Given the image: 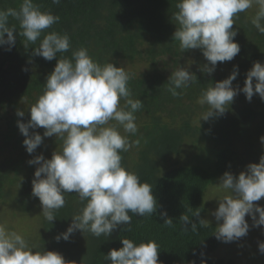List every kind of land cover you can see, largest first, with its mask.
Segmentation results:
<instances>
[{"label":"trees","instance_id":"obj_1","mask_svg":"<svg viewBox=\"0 0 264 264\" xmlns=\"http://www.w3.org/2000/svg\"><path fill=\"white\" fill-rule=\"evenodd\" d=\"M21 2L0 0V9H19ZM177 2L61 0L53 4L52 0H34L41 11L60 17L47 31L70 37L71 49L58 54V59L85 48L100 65L113 63L128 73L132 98L140 99L143 107L135 113L136 134L120 129L132 144L127 152L120 153L122 166L138 174L142 182L153 185V195L160 205L154 215H133L131 225L124 226L130 231L117 229L111 237L97 238L77 230L68 241L59 242L56 236L66 231L71 217L80 212L84 203L76 193H66L65 206L55 213L53 222H48L39 199L31 194L38 165L28 161L41 154L51 159L62 142L55 136L44 137L43 143L29 154L17 126V121L27 123L30 119V107L43 94L57 59L48 61L34 55L33 47L39 41L25 48L24 38L18 34V21L9 18V26L15 25L17 33L11 50L7 45L0 46V217L15 220L22 230L17 233L34 251L59 252L69 264H110L104 255L111 249L118 250L122 247L120 239L128 238L136 244L155 241L162 264H236L233 257L212 256L220 242L214 236L215 224H197L195 232L189 224L185 231L180 216L187 215L193 223L205 219L210 204L206 195L223 174L238 176L264 155L260 141L264 136V101L258 94L249 102L239 91L223 115L207 121L201 116L208 106L198 103L202 92L211 83L228 78L234 66H238V75L232 87L242 89L254 62L264 64V34L251 23L259 6L254 4L234 18V40L241 50L233 60L218 62L209 75L200 71L208 62L199 49L182 52L179 42L173 40L176 25L172 15L177 11ZM180 66L188 67L197 80L186 89H178L181 95L174 97L167 91V80ZM120 103L124 105L123 100ZM18 110L25 115L18 117ZM29 131L43 136L44 129ZM163 211L173 219L171 226L163 223ZM197 212L199 218L195 217Z\"/></svg>","mask_w":264,"mask_h":264},{"label":"clouds","instance_id":"obj_2","mask_svg":"<svg viewBox=\"0 0 264 264\" xmlns=\"http://www.w3.org/2000/svg\"><path fill=\"white\" fill-rule=\"evenodd\" d=\"M52 3L59 4L61 0ZM254 4L259 10L251 23L264 34V0H178L177 11L172 15L176 25L173 40L179 42L182 52L199 49L208 62L200 71L211 75L218 62L231 61L239 54L240 45L234 40L237 34L233 30L234 18ZM9 18L18 21V34L24 38L25 48L39 41L33 54L48 61L57 59L43 94L30 107V119L27 123L17 121L29 154L43 143L44 137L55 136L62 142L51 159L41 154L28 161L30 165H38L31 194L39 199L44 218L50 223L56 219L55 213L66 204V193H76L84 203L80 212L71 217L66 231L55 239L68 241L77 230L97 238L111 237L117 229L130 231V227L124 226L131 225L133 215H154L160 205L153 195V185L142 182L138 174L122 166L120 153L127 152L132 144L120 129L126 134H136L135 113L143 107L140 99L132 98L128 73L113 63L100 65L85 48L72 51L71 57L58 59V54L71 49L70 37L47 31L60 17L41 11L34 0H22L19 9H0V46L7 45V50L14 46L17 33L15 25L9 26ZM237 75L238 66H234L228 78L211 83L202 92L198 103L207 105L208 110L201 119L207 121L223 115L239 91L249 102L255 94L264 101V64L254 62L242 89L232 87ZM196 80L188 67L180 66L168 77L167 91L179 96L178 89H186ZM16 115L23 117L25 112L18 110ZM37 128L44 129L43 136L30 133L29 129ZM260 141L264 145V136ZM216 186L228 193L218 200L219 206L212 213L217 221L214 232L217 240L230 243L245 237L250 230L246 216L252 219L251 227L264 226V207L254 203L264 197V155L259 163H250L238 176L225 172ZM195 217L199 218L200 212ZM161 218L165 225L173 224L166 211L161 212ZM180 220L185 231L189 224L194 232L198 230L197 224H210L205 219L193 223L187 215H181ZM120 240L122 247L104 255L110 264H162L155 241L136 244L128 238ZM258 248L264 253V242ZM0 264L69 262L56 251H34L21 234L0 225Z\"/></svg>","mask_w":264,"mask_h":264},{"label":"rangeland","instance_id":"obj_3","mask_svg":"<svg viewBox=\"0 0 264 264\" xmlns=\"http://www.w3.org/2000/svg\"><path fill=\"white\" fill-rule=\"evenodd\" d=\"M227 194L228 193L226 191L216 186L206 195L210 203L208 206V211L205 213V219L207 221L217 225V221L215 220V217L212 215V213L219 206L218 200L222 199L223 196ZM254 203L264 207V197H262L260 201ZM245 219L250 225L248 234L245 237L240 238L238 241H233L230 243L220 241L212 256H223L227 258L233 257L236 261V264H264V253H261L258 248V244L260 242H264V226L251 227L253 223L251 217L246 216ZM0 223V225L5 227L15 226L16 228H11L10 231H18L20 233L21 229L16 225L17 222H15V220L12 221L10 218H8V216H1Z\"/></svg>","mask_w":264,"mask_h":264}]
</instances>
